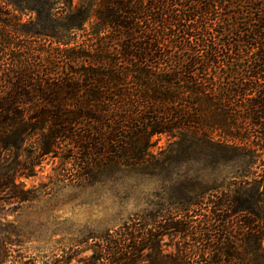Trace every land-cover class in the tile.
<instances>
[{"label": "trees", "instance_id": "16d2710c", "mask_svg": "<svg viewBox=\"0 0 264 264\" xmlns=\"http://www.w3.org/2000/svg\"><path fill=\"white\" fill-rule=\"evenodd\" d=\"M3 1L36 17L0 18V192L29 142L30 173L59 158L81 182L195 153L214 182L98 238L84 264H264V0Z\"/></svg>", "mask_w": 264, "mask_h": 264}, {"label": "rangeland", "instance_id": "374dc122", "mask_svg": "<svg viewBox=\"0 0 264 264\" xmlns=\"http://www.w3.org/2000/svg\"><path fill=\"white\" fill-rule=\"evenodd\" d=\"M80 6L81 0H73L72 13ZM65 11L67 7L63 3L58 11L60 19H64ZM6 14L32 31L36 14L21 13L0 0V18ZM49 29L46 22L44 30ZM4 31L0 23V76L9 62L4 49ZM18 40L27 42L29 37L24 35ZM154 140L157 141L154 153L168 147L166 136ZM17 153V160L26 163L27 171L18 169L14 186L0 192V261H5L4 264H84L98 238L118 230L136 215L170 207L181 186L194 183L202 188L210 186L214 182L210 172H216L205 167L209 159L191 153L188 161H175L162 168H119L82 182L70 181L63 177L65 167L59 158L45 159L30 173V142L23 144ZM10 163L3 164L0 159V175L10 169ZM218 171L228 170L223 164ZM222 179L219 183L227 181ZM232 183L238 186L243 181L237 179Z\"/></svg>", "mask_w": 264, "mask_h": 264}]
</instances>
